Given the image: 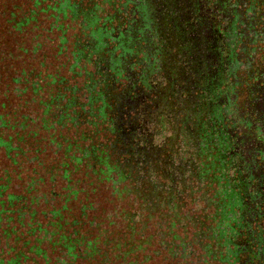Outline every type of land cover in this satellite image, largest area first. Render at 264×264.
Returning <instances> with one entry per match:
<instances>
[{
	"label": "trees",
	"instance_id": "trees-1",
	"mask_svg": "<svg viewBox=\"0 0 264 264\" xmlns=\"http://www.w3.org/2000/svg\"><path fill=\"white\" fill-rule=\"evenodd\" d=\"M114 3H120L117 12L127 21V26L117 31L113 25L115 18L109 11ZM159 5V2L147 0H34V10L28 17L15 20L13 12L10 16L16 21L13 30L20 33L35 22L39 14L50 13L54 25L69 20L68 27L77 24L78 32L86 39L85 44L77 45L72 53L69 71H80L81 63L84 66L94 63L95 71L85 72L83 88L67 85L63 77H51L55 94L49 99L45 112L51 115V127L79 128L84 141L91 140L86 134L97 136L98 130L104 129L105 142L88 143L79 151L81 156L72 160L77 165L82 160L92 162L91 169L99 170L97 174L103 181L113 183L117 195L111 196L113 201L127 205V212L124 208L120 211L118 207L103 208L106 220L111 221L115 215L120 217L121 239L138 234L139 226L138 229L143 230L151 222L155 223L156 215L159 224L169 223L171 228L177 225L185 229L187 221H192L194 242L188 246L184 240L180 241L184 249L196 247L201 253L202 264H237L235 233L231 228L236 218L227 217L224 210L227 206L224 198L234 196L236 184L232 183V177L226 179L224 171L226 154L222 152L216 131L220 114L215 110L207 114V108L211 107L202 92L205 85L200 80L196 78L193 85L178 84V75L171 66L178 61L179 70L188 74L190 66L185 64L190 62L187 52L175 53L172 47L175 41L187 40L188 36L183 23L176 20L173 9L169 10L172 14L164 16L163 23L159 20ZM62 27L61 24L59 28ZM122 75L123 85L117 81ZM81 89L82 94H79ZM37 90L35 87L34 92ZM83 117L87 120L81 121ZM0 122L1 127L6 126L2 118ZM9 139L0 133V147L7 154L12 150ZM70 147L67 153L71 152ZM209 175L214 176L217 183L212 194H209L211 187L207 186ZM120 184L122 187L118 188ZM5 191L6 187H0V212L3 211L0 221L2 214H10L6 219L9 225L20 197L2 196ZM127 198L130 200L125 203ZM37 199L31 196L30 204H35ZM21 200L26 201L25 198ZM6 203L7 211L4 210ZM193 203H207V208L212 205V219L210 216H200L197 220L192 216H179ZM82 210L86 211V206ZM53 213L59 217L56 226L60 230L64 226L61 212ZM194 213L191 211L192 215ZM17 214L21 225L24 215L28 214L32 220L36 212L22 206ZM77 225V220L73 221L72 226ZM37 226L39 230L41 225L37 223ZM77 234L63 233L58 244L52 243V237L48 239L54 250L62 247L56 264H73L79 258L92 261L99 251L105 257L114 256L115 250L109 247L107 236L103 241H87ZM178 239L173 236L172 243ZM153 240L154 235H149L146 246L151 247ZM40 243L34 252L37 255L43 251ZM26 260L21 254L8 260L0 259V264H25Z\"/></svg>",
	"mask_w": 264,
	"mask_h": 264
},
{
	"label": "rangeland",
	"instance_id": "rangeland-1",
	"mask_svg": "<svg viewBox=\"0 0 264 264\" xmlns=\"http://www.w3.org/2000/svg\"><path fill=\"white\" fill-rule=\"evenodd\" d=\"M33 4L34 0H0V118L6 124L1 127L0 122V133L12 142V150L8 154L0 147V187H6L2 196L20 197L9 225L6 219L11 215H1L0 259L8 260L23 254L27 258L25 264H56L62 247L54 250L48 239L52 237V243L58 244L63 233L78 235V232L87 241H103L107 236L111 243L109 247L115 251L111 257H105L99 251L92 261L79 258L73 264H202L201 253L196 247L193 250L189 247L184 249L181 243L184 240L183 243L190 246L194 242L192 221H187L185 229L177 225L171 228L169 223L159 224L156 215L155 223L151 222L143 230L138 229L141 228L139 226L138 234L121 239L123 234L119 228L123 224L120 217L115 215L111 221L106 220L103 208L118 207L119 211L124 208L127 212V205L113 201L111 196H117L113 183L103 181L97 174L99 170L91 169L92 162L82 160L77 165L72 160L81 156L79 151L94 144L95 140L105 142L104 129L98 130L97 136L86 134L91 137L87 142L82 139L79 128L70 125L51 127V115L45 112L49 99L55 94L51 77H63L67 85L83 88L85 72H94L96 66L94 63L85 66L81 63L80 71H69L76 46L86 42L78 32L77 24L68 27L69 20L61 21L63 27L60 29L59 23L54 25L50 13L39 14L24 31H14L13 23L16 21L10 14H15V20L21 16L28 17L34 10ZM119 8L120 3H114L109 10L115 18L114 26L120 24V20H116L120 15L117 12ZM117 81L123 85V75L117 77ZM35 87L38 88L36 93ZM79 94H82V89ZM83 120L86 121L87 117ZM22 123L23 127L20 126ZM83 126L87 128V124ZM69 145L71 152L67 153ZM213 178L209 175L207 180L208 189L211 187L209 194L217 184ZM31 196L38 198L35 204H30ZM129 200L127 198L124 202ZM5 206L7 211L9 206L7 203ZM22 206L29 207L36 215L32 220L28 214L24 215L20 225L17 213ZM83 206H86V211L82 210ZM207 206V203H193L184 208L179 216H192L194 220L210 216L209 219H212L214 207ZM57 211L61 212L64 225L60 230L56 226L59 217L51 214ZM191 211L195 212L194 215ZM75 220L78 225L73 227ZM37 223L41 225L39 230ZM4 231L11 234L5 235ZM149 235H154L151 247L146 246ZM142 236L146 238L142 239ZM173 236L179 238L175 243H172ZM39 243L43 251L37 255L34 252Z\"/></svg>",
	"mask_w": 264,
	"mask_h": 264
},
{
	"label": "flooded vegetation",
	"instance_id": "flooded-vegetation-1",
	"mask_svg": "<svg viewBox=\"0 0 264 264\" xmlns=\"http://www.w3.org/2000/svg\"><path fill=\"white\" fill-rule=\"evenodd\" d=\"M151 1L159 2L162 23L173 9L188 36L172 47L187 52L190 62L188 74L178 61L171 66L178 84L200 80L211 107L207 114H220L224 171L236 184L224 210L236 218L237 264H264V0ZM116 20L115 31L127 26L124 15Z\"/></svg>",
	"mask_w": 264,
	"mask_h": 264
}]
</instances>
